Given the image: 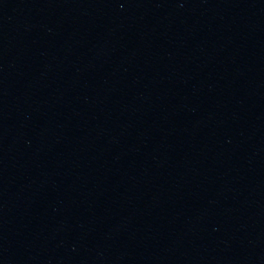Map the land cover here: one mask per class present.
<instances>
[{
  "label": "water",
  "instance_id": "water-1",
  "mask_svg": "<svg viewBox=\"0 0 264 264\" xmlns=\"http://www.w3.org/2000/svg\"><path fill=\"white\" fill-rule=\"evenodd\" d=\"M0 264H264V0H0Z\"/></svg>",
  "mask_w": 264,
  "mask_h": 264
}]
</instances>
